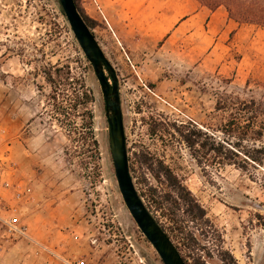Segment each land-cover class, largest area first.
Wrapping results in <instances>:
<instances>
[{
	"label": "rangeland",
	"instance_id": "rangeland-1",
	"mask_svg": "<svg viewBox=\"0 0 264 264\" xmlns=\"http://www.w3.org/2000/svg\"><path fill=\"white\" fill-rule=\"evenodd\" d=\"M76 2L118 75L135 188L183 260L264 264L257 217L264 218V163L247 161L241 169L208 150L213 139L239 154L250 151V101L264 110V64L256 49L250 44V61L239 66L243 56L231 52L201 67L183 55L185 47L159 53L153 41L134 44L132 34L150 27V12L128 11L124 0ZM128 20L133 31L118 33ZM152 38L161 40L160 31ZM48 72L70 114L63 125L49 99ZM83 92L88 104L72 110ZM188 140L197 142L194 149ZM261 146L264 138L255 143ZM17 187L30 190V201H14ZM178 189L201 208L203 220L189 221ZM15 207L25 237L5 234ZM224 252L233 261H222ZM78 260L162 264L123 204L100 87L58 1L0 0V264Z\"/></svg>",
	"mask_w": 264,
	"mask_h": 264
},
{
	"label": "crops",
	"instance_id": "crops-1",
	"mask_svg": "<svg viewBox=\"0 0 264 264\" xmlns=\"http://www.w3.org/2000/svg\"><path fill=\"white\" fill-rule=\"evenodd\" d=\"M124 4L128 11L133 6L135 11L152 14L150 27L132 34L136 46L153 41L152 46L158 45L160 53L165 47L179 45L182 49L185 47L183 55L194 58L197 65L202 67L216 56L224 60L231 52L243 56L238 66L246 59L250 61L251 44L258 52L255 56L264 64V30L236 23L221 7L210 11L195 0H162L157 6L148 0H124ZM129 25L128 20L115 30L120 34V31L131 33L133 29ZM159 31L162 39L154 40L152 37ZM225 66H221V69Z\"/></svg>",
	"mask_w": 264,
	"mask_h": 264
},
{
	"label": "water",
	"instance_id": "water-1",
	"mask_svg": "<svg viewBox=\"0 0 264 264\" xmlns=\"http://www.w3.org/2000/svg\"><path fill=\"white\" fill-rule=\"evenodd\" d=\"M57 1L84 57L91 65L100 87L105 106L114 176L123 204L140 233L159 256L162 264H185L180 253L151 215L135 188L129 168L117 72L78 12L75 1Z\"/></svg>",
	"mask_w": 264,
	"mask_h": 264
},
{
	"label": "trees",
	"instance_id": "trees-1",
	"mask_svg": "<svg viewBox=\"0 0 264 264\" xmlns=\"http://www.w3.org/2000/svg\"><path fill=\"white\" fill-rule=\"evenodd\" d=\"M75 4L77 6L78 12L80 13L81 17L86 22L87 26H89V21L85 18L77 5L76 0ZM201 7H204L210 11H214L218 8H223L228 17L235 21L238 24H248L253 25L261 30H264V0H195ZM45 79L47 84L51 88L52 94L49 96L51 102H53V106L59 111V115H63V120L60 121L61 125L68 122L69 113H65L63 108V103L65 99L60 97L59 92V84L54 79L53 74L48 72L45 74ZM59 98L61 100L59 101ZM89 95L86 92H83L80 97L78 96L72 105V110H77L84 108L89 102ZM74 116V115H73ZM234 124H229V127H233ZM264 138V110L262 109L261 104H257L255 101H250V141L253 142L252 146L250 147V151L247 152H240L238 150L235 152L226 148L224 144L217 142L216 140L212 139L211 144L208 147L209 152L214 154L217 158L223 157L224 160H228L230 164L235 165L238 168H244L243 164H248L247 161L250 162V166H262L264 163V146L260 148L255 147L256 142H260ZM243 140V138H241ZM196 141L191 142L190 140L187 141L188 147L192 150L195 148ZM240 155L245 156L246 160L240 158ZM227 156H231L233 159H227ZM178 198L182 200V207L184 209V213H186L189 217L190 222H198L203 220L204 212L201 208L194 204V201L190 198L185 200L182 196V189L176 190ZM192 208L190 210L189 208ZM262 210L264 211V204L261 206ZM193 214V215H191ZM259 219V223L262 227H264V218L262 216H257ZM263 222H260V221ZM225 253V252H224ZM222 261H233L232 258L227 254H223ZM185 264H188L185 261Z\"/></svg>",
	"mask_w": 264,
	"mask_h": 264
},
{
	"label": "built area",
	"instance_id": "built-area-1",
	"mask_svg": "<svg viewBox=\"0 0 264 264\" xmlns=\"http://www.w3.org/2000/svg\"><path fill=\"white\" fill-rule=\"evenodd\" d=\"M107 26L108 23L106 22ZM30 190L23 189L21 190L19 187L15 188V193H14V201L16 203H23L25 200L30 201L31 197L29 195ZM12 214L13 217L9 218V220L5 223V234L8 237H13V238H18V237H25L27 235V227L25 224H23L20 221V210L19 208L15 207L12 209ZM73 264H86V262L82 260H78Z\"/></svg>",
	"mask_w": 264,
	"mask_h": 264
}]
</instances>
